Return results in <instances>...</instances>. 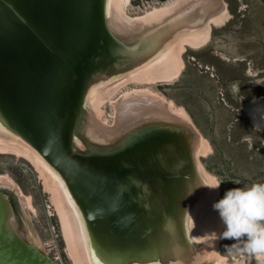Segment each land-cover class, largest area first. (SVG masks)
<instances>
[{"label":"bare ground","instance_id":"obj_1","mask_svg":"<svg viewBox=\"0 0 264 264\" xmlns=\"http://www.w3.org/2000/svg\"><path fill=\"white\" fill-rule=\"evenodd\" d=\"M46 1L22 0L21 5L18 6L15 0H11L18 6L20 12L25 14L32 13L33 15L42 13ZM130 2L131 0H104L103 2L101 0L102 16H97L96 14L95 20L93 19L92 22L95 21V26L100 29L102 27L100 21L104 23L103 27L105 30L101 29L102 32L108 36L109 42L111 39H115L116 44L123 52V54L120 52V61L127 58V56L125 57L126 48L134 50L135 59L134 61L132 60L130 67L123 66V72H132L130 75H135V77L137 76V78L141 79H145V76H151L154 79L157 77L155 80L160 78H165L168 81L174 79L179 75L183 66L179 51H184L187 45L196 48L203 46L211 37L212 25H223L229 19L223 0H176L166 7L163 5V8H157L151 13L147 12V15L139 17H131L126 14L125 7ZM55 16H58V13ZM75 17H77V14H75ZM34 20L38 25L37 27H41V16ZM71 20L74 22V32L80 35L85 27L82 19L71 17ZM15 22H19L18 19H15ZM22 26L25 31V41L4 32L0 35V38L7 41L4 44L0 43V114L3 118L16 121L20 126L16 129V132H21V136L23 135L22 137L25 139L30 133L38 131V123L33 121L32 115H46L47 119L51 120L50 128L55 145H59L60 142H63V139L67 140L68 143L69 140L73 141V138L74 141L82 138L86 143H80L83 147L78 152H95V155L107 159L106 166L108 169L118 165L117 170L121 166L129 174L132 173L129 167L139 161L141 146L149 143L155 137L154 132L157 133L156 135L161 134V132H158L160 127L155 129L153 127L154 124L158 122L161 125L168 123L167 125L172 133V139L177 150L176 153L168 150L166 158L170 162L176 158L178 159V156L183 159L181 164L184 167L180 168V170H183L181 175L182 177L183 175L188 176L190 178L188 183L191 184V187L194 186L192 197L189 201V207L192 210L190 216L193 217L194 223L188 225V231L190 232L188 236L192 241L191 244H186L183 249L181 248V252L175 255L174 259H169L166 264H214V257L212 260L210 255L208 256L207 254V251H211V247L207 242L212 234L215 239L219 236L218 232L221 224L215 225L217 222L214 223V221L213 223L208 222L209 225L207 221L200 220L201 222H198L195 217L197 211L194 209V204L203 206L205 211L203 210L202 212H206L210 200L214 202L216 199L214 198L216 190L211 186H205L206 184L211 185L213 179L203 169L204 167L201 168L202 166L200 165L202 164L199 165L198 163L200 160H197L198 152L206 148L202 146L205 145L204 138L200 136L198 129L191 120L186 119L188 114L183 107L181 106L180 110L173 109L167 112L166 103L158 102L149 96H145V94L137 97V94L131 93L134 96L125 95L115 103V106L117 105L118 107V118L115 126L106 125L98 116L97 110L99 108L97 109L93 103L95 91L93 90L91 97L88 92L90 91V83L87 87L83 83L82 78L80 80L74 77L62 62L43 54L39 49L41 46L38 47L37 40L40 39L42 41L39 34L37 32L33 33L27 25ZM92 33L89 39L90 50L95 48L93 45L96 43V36L98 35L95 34V29L92 30ZM91 76L94 78L93 71ZM40 88V95L37 94L32 97V93L29 90H39ZM74 101L76 102L74 104L75 109L74 107L72 108L71 115L66 109L60 108L70 103L72 106ZM157 105H163L161 107H166L167 111L162 112ZM248 110L255 125L260 129H264V99L253 102L248 106ZM171 112L174 113L171 114ZM174 117L179 121L176 128L172 123H169L170 120L168 121V119H174ZM140 122H143L140 125L143 126L142 129H140V126L138 127ZM132 126L138 127V130L134 133L128 131L131 130ZM124 129L128 133L124 132ZM104 131H106V135L103 133ZM101 134L105 135V141L97 138H100ZM114 135L116 136L115 140H110ZM22 137L21 139H23ZM0 151H11L24 156L37 167V170L44 177L49 190L54 193V201L61 213L60 216L62 217V226L69 245L68 248L77 264L143 263L146 258L144 251H138V253L136 251V255H132L131 252L134 247L129 250L128 243L131 244L129 241L133 236L131 226L134 224V220L139 216L141 217L144 212L148 211L150 213L152 206L156 207L158 212L168 209L166 202L162 200L157 191L159 189L158 183L152 180L149 173L142 170L145 184L144 191L140 192L137 190L136 198L133 199L131 204L130 210L132 212H129L125 218L123 217L124 213L120 212L121 217L114 218L112 216L113 212L110 211L111 220L108 221L107 213L103 212V214H100L90 200L85 201L75 191L76 195L81 199L77 203L70 188L67 185L65 187V182L60 180L57 173L54 172V167L49 166L39 153L26 152L22 147L9 143L2 136H0ZM208 151L210 150H207V153ZM193 160H197V162L194 161V165ZM167 161H162L164 164L157 162L161 171L166 174L165 176L171 174L170 166L166 167L170 163L165 164ZM193 168L195 171L192 173ZM133 173H135V170ZM2 176L0 175V179L3 178ZM143 194H145V197L142 199L141 196ZM149 202L151 203L148 205ZM106 207L102 206L101 208L104 210ZM123 208H125L124 205ZM150 214L148 219L149 216L151 219L155 217L153 212ZM158 217L163 218L161 213H159ZM161 219L159 221L163 222ZM145 224L148 223H144V226ZM84 225L87 226L84 227ZM156 232L158 230L145 235V243L153 244L158 242L156 240L152 242L157 237ZM163 232L164 230L160 234ZM201 239L205 241L203 251L200 250V254L197 252L195 260L191 262L193 258L191 259L187 256L190 252L189 248L193 246L194 249L195 247L198 249V242L201 243ZM149 246H147V250ZM151 252L147 255H153ZM201 252H203V255L205 254V257H203ZM214 253L217 254L215 251ZM157 259V257L150 256L151 262H155ZM260 259H264V257ZM255 260L258 264L257 258ZM237 262L240 261L222 255H219L215 261L216 264H236Z\"/></svg>","mask_w":264,"mask_h":264},{"label":"rangeland","instance_id":"obj_2","mask_svg":"<svg viewBox=\"0 0 264 264\" xmlns=\"http://www.w3.org/2000/svg\"><path fill=\"white\" fill-rule=\"evenodd\" d=\"M103 1L104 0H102V2ZM175 1L176 0H131L125 7V12L131 17H139L147 15V12L151 13V11L157 8H163V5L166 7ZM223 1L230 12L229 14L226 10L229 19H227L223 25H212L211 37L203 46L196 48L187 45L184 51H179L183 66L181 67L179 75L175 77L176 79L174 78L168 81L165 78H160L155 80L157 77L154 79L151 76H145V79H141L137 78V76L135 77V75H133V78V76L130 75L132 72L124 73L122 71L123 74H121V76L119 75L117 78L118 81L116 80L114 83L117 86L110 88L105 93H102L99 90L100 87L97 86L94 90V93H96L95 98H93L94 105H96L97 109L99 108L97 110L98 116L101 121L108 126H115L116 119L118 118V107L117 105L115 106V103H117V100H121L125 95L134 96L137 94V97H141L142 94H145V96H149L158 102L161 101V103L164 102V104H168H165L167 107L165 108L168 111L161 107L163 105H157L161 108L162 112H169L173 109L180 110V108L183 107L188 114V116L186 115V119H190L192 123L194 122L193 124L195 127L197 126L196 128L198 131L200 130L199 133H202H200V136L204 138L205 145L202 146L206 148L198 152L199 156L197 160H202H200V162L198 161L199 165L202 164L200 165L202 166L201 168L205 166L203 169L212 177L213 181H223L218 188V194L217 189H215V201L222 198L225 191L230 188L242 187L245 185L250 186L256 182H264V129H260L255 125L251 115L249 116V110L248 114L247 110L245 111L242 109L241 104L244 99L242 97L240 98V92L246 97L256 96V98H261L260 95H264V85L261 83L264 79V0ZM1 34L2 32H0V35ZM1 42L4 44L7 41L0 38V43ZM109 45L108 47H110V49H107V52H109L108 55L112 57L111 62L112 60L117 61L119 65L118 70H121L123 66L130 67V64H132L135 59L134 50L132 48H126L128 53L126 52L125 57L127 56V60L120 61L119 57L123 52L116 44L115 39H111ZM245 49L247 51H245ZM238 56L240 58L246 57L248 60L255 61L256 64L253 67L247 65L248 69H251L249 76L246 72L247 76L244 77L242 72L244 65L234 61L235 57ZM111 62L107 64H111ZM106 69L107 77H111L109 81L114 80V75L119 74L113 65ZM122 70H124V67ZM94 74L95 73H93V75ZM238 77H240L239 80H241V82H250V80H254L256 83L253 88L247 85L246 87H242L240 91V86H238L235 81ZM110 84H113V82ZM131 93H134V95ZM236 93H238L239 97H237ZM236 98H239V102ZM238 112L241 113L240 116L237 115ZM172 113L174 112H171V114ZM237 117H240L241 120L237 121ZM171 119H168V121L170 120L169 123H172L176 128L179 121L175 117ZM153 127H155V129L160 127L161 129L162 125L155 124ZM126 131L127 130L124 129V132ZM160 131L161 130L158 129V132ZM103 133L105 134L106 131ZM104 134H101L100 138H97L99 140L101 139V141H105L104 137L106 134ZM115 138L116 136L114 135L110 140L113 141ZM206 139L207 141H205ZM207 143L208 145H206ZM207 150L210 151L207 153ZM197 160H193V165L194 161L197 162ZM177 169L171 170L170 175L179 179V181L176 182L175 187H171L172 191L170 188L168 189L167 185L166 190L168 189V192L171 193H173L174 190H176V192L180 191L181 196V191L184 188L181 183V174L183 170H181V173V171H179V169L177 171ZM194 171L195 169L193 168L192 173ZM54 172L57 173L60 180L65 182L66 179H64L55 168ZM0 175H3L0 181L12 185L17 190L31 232L40 248L51 249L56 253H60L64 264H77L68 248L69 245L62 226L61 213L54 201V193L49 190L44 181V177L37 170V167L22 155H18L11 151H0ZM186 182L187 181H185V183ZM157 185L159 189L165 188L163 186L164 184L162 186L160 184ZM186 185L191 187V184L188 182ZM159 189L157 190L158 193L162 200L166 202V205H168L166 198L163 197ZM73 194L78 203L81 199L76 195L75 190H73ZM211 202L210 200L206 212H202L205 209L203 206L201 207L198 206V204H194V209L197 211L195 217L198 222L207 221L208 224V222L213 223L214 221V223L217 222L215 225L218 223L222 225H220L219 228V236L215 239L212 234L209 238L210 240L207 242L211 247V251H207L208 256L210 255L212 260L214 257V264H216L215 261L218 259L219 255L232 257L237 261L239 260L240 262L236 264H257L255 260L256 257L241 254L234 248L231 249V251L227 250L226 246H231L235 241L233 239L220 238V233L224 230V225L220 223L219 214L212 209L211 205L213 202ZM150 203L151 202H149L148 205ZM150 210L151 214L152 212L154 213V218L151 219L149 216L148 219L150 213L147 211L144 212L141 217L139 216L134 220V224L131 226L133 236L129 241L131 244L128 243L130 247L129 250L131 247H134L131 252L132 255H136V251L137 253L138 251H144L146 253V258L143 260L142 264H166L169 259H174L175 255L181 252V248L183 249L186 244H191L192 241L188 236L185 240L176 239L173 232H168L164 224H162L164 223V219L158 217L161 210L158 212L157 208H154V206H152ZM188 211H192L189 204ZM159 218L163 222L159 221ZM144 223L148 224L144 226ZM86 226L87 225H84V227ZM154 230H158V232H156L157 237H155L152 242L155 240L158 242L153 243L154 245L148 244L147 242L145 243L144 236L153 233ZM163 230L164 232L160 234ZM182 241H186L187 243L182 246ZM171 244H175L179 247V250L168 249ZM147 246H149L148 250ZM154 247L155 249H153ZM212 251H215L218 255L215 253L213 254ZM150 252L153 253V255H147ZM201 254L203 255V252H201ZM150 256L157 257V261L151 262ZM203 257H205V254ZM192 258L194 259V257Z\"/></svg>","mask_w":264,"mask_h":264},{"label":"water","instance_id":"obj_3","mask_svg":"<svg viewBox=\"0 0 264 264\" xmlns=\"http://www.w3.org/2000/svg\"><path fill=\"white\" fill-rule=\"evenodd\" d=\"M21 2L22 0H15L18 6L21 5ZM15 3L11 0H0V32L18 37L24 41L25 31L22 25H27L33 33L37 32L42 39V41L37 40L38 47L41 46L39 47L40 51L46 56L62 62L74 77L80 80L82 78L87 87L90 83V91H88L90 97L97 86L100 87L99 90L102 93L116 86L114 83L116 80L118 81L119 75L123 74V70H118L117 61L112 60L111 62V57L106 52L107 49H110L108 47L110 45L108 36L102 32V30H105L104 23L100 21L101 30L95 26V21L92 22L96 14L102 16L101 0H47L40 15L38 13L33 15L32 13L20 12ZM226 10L229 12L227 6ZM56 13H58V16H55ZM75 14H77V17H75ZM39 16H41V27H37L38 25L34 20ZM71 17L82 19L85 27L80 35L74 32V22ZM15 19H18L19 22H15ZM93 29H95V34L98 35L96 36V43L93 45L95 48L90 50L89 39L93 34ZM109 62L111 64H107ZM111 65L117 69L119 74L114 75V80L108 81L111 77H107L108 75L104 69L109 68ZM92 71L95 72L94 78L91 76ZM111 82L113 84H110ZM29 92L32 93V97L33 95H40L41 88L39 90L30 89ZM75 103L74 101L72 106L70 103L60 108L66 109L71 115L70 112ZM32 119L35 123H38V131L30 133L24 139L21 132H16V129L20 127L19 124L16 121L3 118L0 114V136L6 138L9 143L22 147L26 152L39 153L49 166L54 167L66 179L65 183L72 192L75 188L78 195L85 201L90 200L100 214L107 213L108 221L111 220L110 211L113 212L112 216L114 218H120V212L124 213V218L128 216L129 212H132L130 210L131 204L133 199L136 198L137 190L144 191L145 184L142 174V170H144L150 174L153 181L161 186L164 184L165 188L159 190L168 202L167 211H161L166 230L173 232L176 239L185 240L190 234L188 225L194 223V220L190 216L191 211H188V204L194 186L192 188L185 186V181L188 182L189 177L183 175L181 183L184 188L181 191V196L180 191L168 192L169 188L172 191L171 187H175L179 179L170 174L165 176L166 174L161 171L157 163L164 164L162 161H167L166 152L168 150L174 153L177 150L168 123L162 125V130L159 128L161 134L156 135L157 133L154 132L155 137L149 143L141 146L139 163L136 161L134 165L129 167L132 171L129 174L121 166L117 170L118 165L108 169L106 166L107 159L95 155V152H78L83 147L80 145L84 142L82 138L76 141L73 138V141L69 140L68 143L67 140L63 139V142L55 145L50 128L51 120L49 121L46 115L43 114H34ZM140 123H138V127L143 124V122ZM155 124L161 126L159 122ZM126 127L128 128V126ZM138 127L132 126L131 130L128 131L134 133L138 130ZM142 128L143 126H140V129ZM17 135L19 136L16 137ZM181 160L183 159L178 156V159L176 158L173 162L167 161L165 164L170 163V165L168 164L166 167L171 166V170L178 168L181 171L180 168L184 167ZM134 170L135 173H133ZM9 193L15 197L17 207L13 204ZM144 197L145 194L141 196L142 199ZM123 205L125 208H123ZM102 206L107 207L103 210ZM204 242H198V249L196 247L194 249L193 246L190 247V252L187 254L188 258L192 259L194 255L195 259L197 252L200 254V250L203 251ZM186 243V241L181 242L183 246ZM178 248L175 244L168 247L171 250H179ZM0 264H60L46 254L37 244L17 190L3 181H0Z\"/></svg>","mask_w":264,"mask_h":264},{"label":"clouds","instance_id":"obj_4","mask_svg":"<svg viewBox=\"0 0 264 264\" xmlns=\"http://www.w3.org/2000/svg\"><path fill=\"white\" fill-rule=\"evenodd\" d=\"M223 181L215 180L211 185L218 189ZM212 209L219 214L224 225L220 238L233 239L227 250L256 257L258 264H264V182L250 186L230 188L222 198L212 203Z\"/></svg>","mask_w":264,"mask_h":264},{"label":"flooded vegetation","instance_id":"obj_5","mask_svg":"<svg viewBox=\"0 0 264 264\" xmlns=\"http://www.w3.org/2000/svg\"><path fill=\"white\" fill-rule=\"evenodd\" d=\"M238 49H239V47H238ZM245 51H247L246 49H245ZM234 61H236L237 63H240V64H243L244 65V69H243V76L244 77H246L247 75H246V72L248 73V76H249V73H250V70L251 69H248V67H247V65L248 66H254L256 63H255V61H252V60H248V58H246V57H242V58H240L239 56L238 57H235V60ZM208 67V66H207ZM209 68V67H208ZM240 79V77H238V79L237 80H235L236 82H237V85L238 86H240V91H241V88L242 87H246L247 85L250 87V88H253L254 87V84L256 83L254 80L253 81H251L250 80V82H244V81H242L241 82V80H239ZM263 85H264V79H263V81L261 82ZM237 94V97H239V95H238V93H236ZM263 95V94H262ZM262 95H260V97L261 98H256V96H253V97H251V96H248V97H246V96H244L243 95V93L242 92H240V98L242 97L244 100L242 101V104H241V107H242V109L243 110H247V113H248V106L249 105H251L253 102H255V101H257V100H263L264 99V95L262 96ZM259 96V95H258ZM253 98V99H252ZM237 100H238V102H239V98H236ZM241 102V101H240ZM249 114V113H248ZM237 115L238 116H240L241 115V113L240 112H238L237 113ZM250 116V115H249ZM236 120L237 121H240L241 120V118L240 117H237L236 118ZM10 195H11V198H12V201H13V204L15 205V207H17V201H16V199H15V197L11 194V193H9Z\"/></svg>","mask_w":264,"mask_h":264},{"label":"built area","instance_id":"obj_6","mask_svg":"<svg viewBox=\"0 0 264 264\" xmlns=\"http://www.w3.org/2000/svg\"><path fill=\"white\" fill-rule=\"evenodd\" d=\"M43 251L49 256H51L52 258H54L56 261H58L60 264H64L60 253H56L52 251L51 249H46V248H43Z\"/></svg>","mask_w":264,"mask_h":264}]
</instances>
